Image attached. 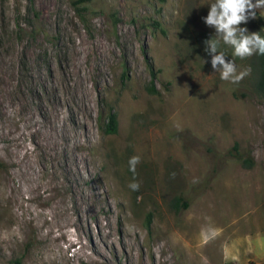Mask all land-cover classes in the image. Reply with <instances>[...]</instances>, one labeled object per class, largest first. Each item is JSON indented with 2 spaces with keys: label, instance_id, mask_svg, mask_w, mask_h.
I'll return each mask as SVG.
<instances>
[{
  "label": "rangeland",
  "instance_id": "374dc122",
  "mask_svg": "<svg viewBox=\"0 0 264 264\" xmlns=\"http://www.w3.org/2000/svg\"><path fill=\"white\" fill-rule=\"evenodd\" d=\"M213 2L0 0V264H264V102L212 69Z\"/></svg>",
  "mask_w": 264,
  "mask_h": 264
},
{
  "label": "clouds",
  "instance_id": "9594fccd",
  "mask_svg": "<svg viewBox=\"0 0 264 264\" xmlns=\"http://www.w3.org/2000/svg\"><path fill=\"white\" fill-rule=\"evenodd\" d=\"M257 10L264 16V0H214L204 19V23L215 29L216 39L206 40L205 51L211 55V67L220 74V79L225 82L239 83L246 75L250 74V68L237 72L233 60L226 61L225 53L218 51L221 43L233 49L232 55L240 59H246L253 55H264V37L259 32L249 33L241 24H246L250 19L257 18ZM205 62V61H204ZM140 162L139 156H132L129 170L135 173L136 166ZM128 187L133 191L139 190V183L132 182Z\"/></svg>",
  "mask_w": 264,
  "mask_h": 264
},
{
  "label": "trees",
  "instance_id": "16d2710c",
  "mask_svg": "<svg viewBox=\"0 0 264 264\" xmlns=\"http://www.w3.org/2000/svg\"><path fill=\"white\" fill-rule=\"evenodd\" d=\"M83 1L85 0H72V2L75 5L76 3H80ZM258 32L262 37H264V30H260ZM249 63L251 64L252 72H253V85L264 102V55H253L249 57ZM150 75H151V78L148 82V85L146 86V89L149 92L156 93L157 89L154 87L153 82H152V77L154 75L152 71H150ZM116 123L117 121H116L115 113L112 110V108L109 107L106 113V121L104 124V130L106 132H114L116 130ZM232 149L234 150L233 156L240 161L242 166L250 167L252 165L251 158L242 156L238 152L235 141L232 144ZM177 202H178V198H175L174 203L177 204ZM184 204L185 203L183 202V205Z\"/></svg>",
  "mask_w": 264,
  "mask_h": 264
}]
</instances>
